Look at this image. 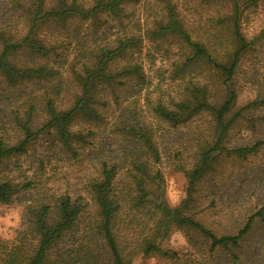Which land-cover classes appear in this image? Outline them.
Listing matches in <instances>:
<instances>
[{
    "label": "trees",
    "instance_id": "trees-1",
    "mask_svg": "<svg viewBox=\"0 0 264 264\" xmlns=\"http://www.w3.org/2000/svg\"><path fill=\"white\" fill-rule=\"evenodd\" d=\"M145 1L0 0V15L17 16L0 25V204L22 208L0 264H164L177 259L163 247L172 229L196 248L193 264H264L262 246L250 253L246 243L264 224V192L248 207L241 177L264 139L228 146L247 110L264 107L263 90L235 109L234 88L241 57L264 42V28L250 40L239 28L259 0H154L140 28L133 8ZM199 9L215 14L206 37L192 38L184 12ZM260 80L264 88V65ZM202 120V139H181ZM192 145L193 161L179 164L184 196L170 205L164 160ZM248 178L247 188L261 181Z\"/></svg>",
    "mask_w": 264,
    "mask_h": 264
},
{
    "label": "rangeland",
    "instance_id": "rangeland-1",
    "mask_svg": "<svg viewBox=\"0 0 264 264\" xmlns=\"http://www.w3.org/2000/svg\"><path fill=\"white\" fill-rule=\"evenodd\" d=\"M152 3H154V0H146L144 3L133 8L135 12L134 20H137L135 22H137L140 28L149 27L153 18L155 17L157 9ZM1 6L2 5H0V7ZM4 8H6V6H4ZM4 8H0V10L2 11ZM195 11L196 10H185L184 12V19L185 21H187L188 31L190 32L192 38L206 37V32H208V25L210 24V21L207 20V16H212L215 13L212 9H199L198 11ZM204 11H208L209 13H206ZM9 14L13 16H9ZM1 16L2 15H0V25L4 27L7 26V28H9L11 27V25L16 24L17 22L16 14L7 12L4 16ZM20 22L22 21L20 20ZM20 22H18L17 28H15L13 31V35H15L16 37L22 34V28H24V26L20 24ZM239 28L241 33H243L246 39L249 40L252 39L260 31V29L264 28V0H259L255 6H250L244 10V13L239 21ZM45 36H48L50 38L48 33H45ZM225 37L226 35L224 36V38ZM224 38L223 47H225L228 43V40H225ZM169 48L171 49V52H168V55L172 58L177 52L175 44H171ZM71 49L72 47H68V50L66 51L67 53H69V58L73 56V51ZM153 51V44H151V42L147 39L144 40L141 58L144 63L145 72L150 74L149 76L151 77L150 80L152 85L156 83V76L153 77V70L148 71L147 62L154 56ZM146 53H148V55L150 56L149 58L146 56ZM158 59L159 60L156 61V65L165 63V61L161 60L162 58ZM263 65L264 42H259L252 50H249L245 54H243L240 59L236 77L234 80V88L237 91L238 95V103H236L235 109H238L239 107L253 99L258 93L264 90L260 80V73L262 71ZM204 75H207V72ZM71 91H74V88H71L69 93H71ZM70 97V94H66L65 103H68L67 100L70 99ZM139 102L140 104H143L144 101L142 98H140ZM247 112L249 114L248 119H251V121L248 122L247 120L241 127H235L231 130L228 136V146L237 144H250L254 140L264 139V107H259L255 110L249 109L247 110ZM206 126V120L198 121L197 127H193L191 129L186 128V130H184V132L186 133H181L180 137L181 139H185L187 136H190L193 132L196 131V134L193 137H199L200 139H202L207 132L205 131ZM172 144L173 146L175 145V147H177L176 143L172 142ZM182 152L183 157L181 158H174L175 154L171 153V156L167 160H164V162H167V164H163L164 167L162 168L165 196L167 202L170 205L178 204L184 196L185 179L183 177L182 171L179 169V164L184 167H188L189 164L193 161V145L191 147H188V149H182ZM247 166H244L247 168L243 169L245 173L241 174V177L244 176L247 179V183H245V186H243V189L245 191L248 190L246 193H248L249 189H251V192L249 193L250 196H244L245 204L248 207H252V205L258 201V198H261V193L264 192V148H262L257 157L251 158V163L247 164ZM251 172L256 177L261 179V181L257 183V188L255 187L254 189L247 188V184L254 181L248 178L249 175L251 176ZM217 194L219 193L217 192ZM225 197L226 196H223L222 199H224ZM232 197L233 196L231 195V198ZM217 200H219L218 197ZM21 209V206L15 202L8 205L0 204V250L5 245L4 243H6L8 246L14 238V231L16 228H18L21 220ZM203 219L207 222V224L212 225V217H208L205 215L203 216ZM225 230L227 229L218 227L219 232ZM246 243L250 247V253L252 251L251 249L257 247L258 244L261 245L264 250L263 223H257L253 232L250 233ZM163 247L174 251L177 255V259L168 260L169 262L167 261L164 264H193V259L198 258V255L196 254V248L190 247L189 249L185 236L181 231L176 229H172L168 237L163 241ZM254 256L258 260V256L255 254ZM145 261L148 264H154L156 259L149 258L145 259ZM247 264L250 263L248 262Z\"/></svg>",
    "mask_w": 264,
    "mask_h": 264
}]
</instances>
